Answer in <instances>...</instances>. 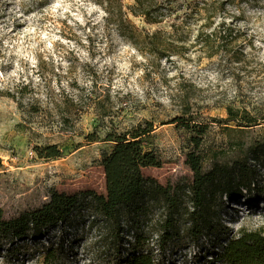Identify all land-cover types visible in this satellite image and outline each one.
Listing matches in <instances>:
<instances>
[{
	"label": "rangeland",
	"instance_id": "1",
	"mask_svg": "<svg viewBox=\"0 0 264 264\" xmlns=\"http://www.w3.org/2000/svg\"><path fill=\"white\" fill-rule=\"evenodd\" d=\"M172 4L176 10L160 24L130 15L141 29V37L131 39L117 17L108 19L91 0H0V207L6 217L40 206L54 190L109 197L140 176L161 184L189 180L184 161L191 134L172 122L177 116L209 123L202 141L211 159L205 169L214 161L242 159L249 144L264 139V0L226 4L204 30L218 32L222 22L231 27L222 45L231 43L236 57L224 51L209 56L210 48L197 39L204 19L193 0ZM158 30L180 53L146 52L144 36ZM187 98L190 107H182ZM226 106L248 111L259 124L218 123ZM145 121L154 129L140 144L103 140L110 131ZM91 134L97 141L86 139ZM53 144L62 157L38 156L36 147ZM149 150L161 160L159 167L138 166V152ZM105 155L111 156L104 161ZM219 213L229 233L264 227V192L225 201ZM107 227L87 210H76L37 241L18 249L0 246V264H112ZM50 244L55 254L44 261ZM181 244L159 261L224 264Z\"/></svg>",
	"mask_w": 264,
	"mask_h": 264
},
{
	"label": "trees",
	"instance_id": "2",
	"mask_svg": "<svg viewBox=\"0 0 264 264\" xmlns=\"http://www.w3.org/2000/svg\"><path fill=\"white\" fill-rule=\"evenodd\" d=\"M91 1L103 7L108 19L117 17L121 23L119 29H124L131 39L140 38L141 29L134 24L130 15L142 17L148 25L160 24L172 16L176 10L172 3L178 2L132 0L133 4L125 5L123 0ZM234 1L193 0L195 12L204 19L199 26L197 39L210 48L209 56L224 51L236 57L235 51L228 48L231 43L222 45L226 42L227 33H233L231 27H225L222 22L218 32L204 31L214 23L215 15L226 4ZM144 39L149 44L146 52L151 54L166 50L178 54L182 50L159 30L145 35ZM216 39L221 45L212 43ZM233 40L235 38L230 42ZM182 107H190L188 98L183 101ZM226 107L227 116L218 123L235 122L239 128L259 124L258 118L248 111ZM187 112L184 109L183 113ZM172 122H177L178 126L184 127L191 134V147L184 161L191 171L189 180L161 184L151 176H140L109 197L94 190L73 193L54 190L40 206L11 217H6L0 207V246L15 244L18 249L19 243L37 241L50 229L65 223L74 211L87 210L108 226L106 234L113 251L112 264H162L158 256L181 243H189L198 252L211 254L209 261L214 259L224 264H264V227L249 229L242 226L237 233H229L230 229L224 225L219 213L225 201L232 202L239 198L252 200L264 192V139L249 144L242 159L228 163L214 161L209 169H205V162L211 159L203 151L202 141L209 123L195 121L193 118L185 119L183 116L175 117ZM153 129L152 123L145 121L122 133L110 131L103 140L115 144L133 140L140 144ZM86 139L97 141V137L92 134L87 135ZM36 152L46 160L63 156V151L55 144L36 147ZM110 156L105 155L103 160ZM135 160L141 168L161 165L159 157L150 150L138 152ZM55 250L54 244H50L44 253V261L54 256Z\"/></svg>",
	"mask_w": 264,
	"mask_h": 264
}]
</instances>
